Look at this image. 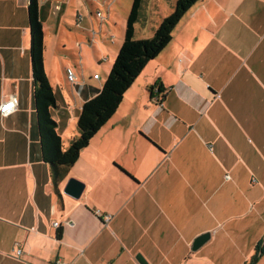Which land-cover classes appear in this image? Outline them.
Returning a JSON list of instances; mask_svg holds the SVG:
<instances>
[{"label": "crops", "instance_id": "crops-1", "mask_svg": "<svg viewBox=\"0 0 264 264\" xmlns=\"http://www.w3.org/2000/svg\"><path fill=\"white\" fill-rule=\"evenodd\" d=\"M37 1L42 62L56 100L50 115L68 141L124 33L109 36L115 42L106 47L108 60L101 57L104 35L98 44L83 24L84 45H97L101 55L96 64L85 61L86 77L79 72L69 83L70 65L59 56L63 23L75 12L80 28L82 1ZM26 2L0 0V104L17 100L9 114L0 112V264H139L135 252L147 264L190 260L193 239L217 217L197 211V203H226L230 188L244 189L246 173L264 174V0H200L190 7L57 184L61 202L40 149ZM152 5L157 12L160 0ZM148 18L142 9L136 39L153 35L154 28L144 31ZM52 38L62 46L50 48ZM71 177L84 184L78 199L62 192Z\"/></svg>", "mask_w": 264, "mask_h": 264}, {"label": "trees", "instance_id": "trees-1", "mask_svg": "<svg viewBox=\"0 0 264 264\" xmlns=\"http://www.w3.org/2000/svg\"><path fill=\"white\" fill-rule=\"evenodd\" d=\"M144 0H132L129 7L125 28L114 60L110 64L97 94L80 105L75 125L76 137L65 141L57 134V125L51 119L50 110L55 107L56 100L43 67V28L38 19L37 0L26 2L27 22L30 34L31 78L33 82V106L38 127V137L42 159L48 166L55 192L69 172L71 165L77 161L80 152L88 146L97 132L106 125L121 104L125 91L138 77L145 64L168 42L172 30L182 19L187 10L200 0H175L171 12L156 24L153 35L144 39H136L135 23L140 20L141 7ZM60 230L55 233L60 238ZM264 253V236L254 248L250 261L255 262L258 254Z\"/></svg>", "mask_w": 264, "mask_h": 264}, {"label": "rangeland", "instance_id": "rangeland-1", "mask_svg": "<svg viewBox=\"0 0 264 264\" xmlns=\"http://www.w3.org/2000/svg\"><path fill=\"white\" fill-rule=\"evenodd\" d=\"M81 1L82 6H78V14L81 16V21L79 22L80 28L75 27L76 20L73 17L75 12L70 13V15H72L71 18L65 21L63 20L64 36H62V40L65 46H63L59 56L61 61L63 60L70 65L77 77L79 72L85 74L86 77L88 72L85 71V61L88 60L87 62L89 64H96V57L101 54L97 51V45H93V47L84 45V43H87V34L86 30L82 29V25L86 24V26L90 28V31L94 32V38L98 44L99 41L101 42L100 36L104 35L108 46L101 43V46H103L101 50L105 52L101 57H106L109 60L107 48L114 46L116 37L121 34L122 31L124 33L125 19L127 18L132 0ZM174 1L175 0H160L161 6H158V11L155 13L152 11L153 0H147L146 7L143 6L145 5V0L143 1L141 11L142 9L145 10L149 17L146 21L145 32L156 27V22L159 20L160 15L168 12L171 6H173ZM97 12L101 14L99 17L96 16ZM101 17L104 19H99ZM99 22L105 28L103 27V29L100 30ZM111 22H113L114 25ZM66 23L73 27L72 31L69 30ZM135 35L137 36L138 33L134 34V37H136ZM83 36L85 38H83ZM109 36H114L115 40H109ZM50 40L48 41L50 48L59 46L58 44L56 45L54 38ZM61 43L62 42H60V46H62ZM65 50H67L66 53L70 52V54L66 56ZM105 62L104 59V62H101L102 66H98L100 75H104L105 73ZM99 82L100 81H96L97 84H99ZM246 177L249 178V180L245 182L244 189L233 190L230 188L227 191L229 201L226 203L218 205L215 203H210L208 205H204L203 202L197 203V211L200 209L202 212H205L210 209L217 217L214 218L212 216V218H210L207 227L211 230H209V232H204L209 233L210 238L196 251L190 252L191 259L186 260L183 264H264V253L258 254L259 256L255 262L250 261L251 255L254 254L256 243L262 240L264 236V184H262L264 181V174L261 177L246 173ZM235 199L239 201L232 204L231 200ZM216 208L217 213L215 211ZM222 225L223 228L221 227ZM215 229H218L217 234H214ZM134 248L131 250V253L134 252ZM137 254L143 257L140 252H135L134 256ZM143 259L145 260L144 257ZM149 264L158 263L149 262Z\"/></svg>", "mask_w": 264, "mask_h": 264}, {"label": "water", "instance_id": "water-1", "mask_svg": "<svg viewBox=\"0 0 264 264\" xmlns=\"http://www.w3.org/2000/svg\"><path fill=\"white\" fill-rule=\"evenodd\" d=\"M83 189L84 184L71 177L67 179L64 190H62V192L68 196L73 197V199H78ZM208 238H210L209 233H201L196 238H194L191 246L192 251H196L208 240ZM135 259L138 261L139 264H147L143 257L139 254L135 256Z\"/></svg>", "mask_w": 264, "mask_h": 264}, {"label": "built area", "instance_id": "built-area-1", "mask_svg": "<svg viewBox=\"0 0 264 264\" xmlns=\"http://www.w3.org/2000/svg\"><path fill=\"white\" fill-rule=\"evenodd\" d=\"M101 14L99 12L96 13V16H100ZM100 19H103L102 17ZM65 78L66 80L69 82V83H73L75 81V74L72 70L71 67H68L65 69ZM93 78L97 79L98 78V75H95L93 76ZM17 100L15 97H11L9 100H7L6 102H1L0 104V112L6 116L7 114H9L13 108L15 107V104H16ZM108 220V218L106 219ZM53 226L54 227H57L58 226V222H54L53 223ZM21 254V250L20 249H17L16 250V255L19 256ZM54 264H60V263H54Z\"/></svg>", "mask_w": 264, "mask_h": 264}]
</instances>
